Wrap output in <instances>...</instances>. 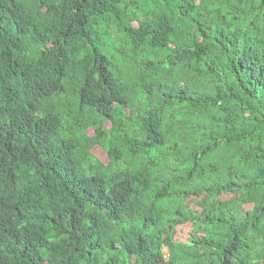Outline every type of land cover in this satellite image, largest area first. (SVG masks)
Listing matches in <instances>:
<instances>
[{
    "label": "trees",
    "instance_id": "obj_1",
    "mask_svg": "<svg viewBox=\"0 0 264 264\" xmlns=\"http://www.w3.org/2000/svg\"><path fill=\"white\" fill-rule=\"evenodd\" d=\"M0 264H264V0H0Z\"/></svg>",
    "mask_w": 264,
    "mask_h": 264
},
{
    "label": "rangeland",
    "instance_id": "obj_2",
    "mask_svg": "<svg viewBox=\"0 0 264 264\" xmlns=\"http://www.w3.org/2000/svg\"><path fill=\"white\" fill-rule=\"evenodd\" d=\"M110 126V123L107 124ZM94 131L91 129L90 133L92 134ZM94 154H96L100 159L103 161L107 162L108 161V155L106 152L102 149V147L97 146L93 148ZM201 235V233H196L194 230V225L192 223H187L178 226L177 232L175 234V239L180 240V241H188L190 239V236L192 235ZM168 252V249L166 250V253ZM168 254V253H167Z\"/></svg>",
    "mask_w": 264,
    "mask_h": 264
},
{
    "label": "clouds",
    "instance_id": "obj_3",
    "mask_svg": "<svg viewBox=\"0 0 264 264\" xmlns=\"http://www.w3.org/2000/svg\"><path fill=\"white\" fill-rule=\"evenodd\" d=\"M16 182V184L15 183H13L14 185H15V188L17 189L18 188V186H19V181H15ZM20 187V186H19Z\"/></svg>",
    "mask_w": 264,
    "mask_h": 264
}]
</instances>
